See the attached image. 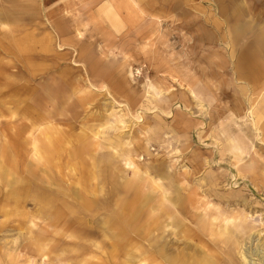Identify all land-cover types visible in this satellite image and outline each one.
Listing matches in <instances>:
<instances>
[{
  "label": "rangeland",
  "instance_id": "374dc122",
  "mask_svg": "<svg viewBox=\"0 0 264 264\" xmlns=\"http://www.w3.org/2000/svg\"><path fill=\"white\" fill-rule=\"evenodd\" d=\"M128 2L0 0V264H264V0Z\"/></svg>",
  "mask_w": 264,
  "mask_h": 264
},
{
  "label": "crops",
  "instance_id": "0c3cea01",
  "mask_svg": "<svg viewBox=\"0 0 264 264\" xmlns=\"http://www.w3.org/2000/svg\"><path fill=\"white\" fill-rule=\"evenodd\" d=\"M131 2H128V3H133L134 0H130ZM135 3V2H134ZM136 6L138 7L139 5L136 3ZM223 9V8H222ZM141 11H144V10H141ZM224 9L221 11L222 13H224ZM145 12V11H144ZM240 28V27H239ZM238 29V28H237ZM257 43L259 45V48L262 47L263 50H264V33H262L258 39H257ZM256 56V55H254ZM245 60V58H244ZM254 70L251 71V75L252 77L254 78H261V75L264 74V63L261 65L260 63L257 64L255 67H253Z\"/></svg>",
  "mask_w": 264,
  "mask_h": 264
},
{
  "label": "bare ground",
  "instance_id": "6f19581e",
  "mask_svg": "<svg viewBox=\"0 0 264 264\" xmlns=\"http://www.w3.org/2000/svg\"><path fill=\"white\" fill-rule=\"evenodd\" d=\"M206 264V263H205Z\"/></svg>",
  "mask_w": 264,
  "mask_h": 264
}]
</instances>
